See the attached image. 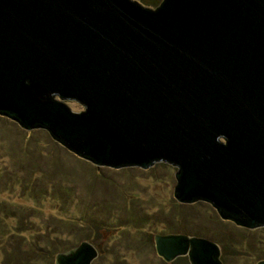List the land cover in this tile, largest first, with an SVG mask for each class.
I'll use <instances>...</instances> for the list:
<instances>
[{
    "label": "water",
    "instance_id": "obj_1",
    "mask_svg": "<svg viewBox=\"0 0 264 264\" xmlns=\"http://www.w3.org/2000/svg\"><path fill=\"white\" fill-rule=\"evenodd\" d=\"M0 116L96 167L174 166L178 203L264 225V0H0ZM154 249L222 264L204 238ZM96 256L84 241L55 264Z\"/></svg>",
    "mask_w": 264,
    "mask_h": 264
},
{
    "label": "rangeland",
    "instance_id": "obj_2",
    "mask_svg": "<svg viewBox=\"0 0 264 264\" xmlns=\"http://www.w3.org/2000/svg\"><path fill=\"white\" fill-rule=\"evenodd\" d=\"M155 8L161 0H140ZM157 1V2H156ZM156 2L154 5L145 3ZM74 112L83 107L65 101ZM176 167H95L53 141L0 116V264H55L58 253L89 242L91 264L167 263L154 249L157 234L207 238L222 264L264 260V229L222 221L211 205L178 203Z\"/></svg>",
    "mask_w": 264,
    "mask_h": 264
},
{
    "label": "flooded vegetation",
    "instance_id": "obj_3",
    "mask_svg": "<svg viewBox=\"0 0 264 264\" xmlns=\"http://www.w3.org/2000/svg\"><path fill=\"white\" fill-rule=\"evenodd\" d=\"M220 141H224L222 138H220L219 139ZM197 202V201H196ZM202 202H205V201H202ZM205 203H207V204H209V205H211L210 203H208V202H205ZM211 207L215 210V212H216V214L218 215V217L222 220V221H226V222H229V223H232V224H234L235 226H238V227H240V228H245V230L246 229H249V230H254V229H264V225H261V226H257V227H254V228H247V227H244V226H242L241 224H238L237 222H235L234 220H232V219H229V218H222L221 216H220V214H219V212L217 211V209L215 208V207H213L212 205H211ZM162 235V234H161ZM164 235V234H163ZM187 236H189V235H187ZM189 237H199V238H204V237H200V236H196V235H193V236H189ZM204 239H207V238H204ZM207 240H209V239H207ZM211 241V240H210ZM211 242H213V241H211ZM215 243V242H214ZM216 244V243H215ZM217 246L219 247V251H220V254H221V249H220V246L217 244ZM66 252V251H65ZM63 253V252H62ZM181 257H186L187 258V256H179V257H176L173 261H175L177 258H181ZM219 258H220V255H219ZM163 260V259H162ZM164 261V260H163ZM172 261V262H173ZM187 261H188V258H187ZM259 261H261V260H259ZM258 262V261H257ZM188 263H189V261H188ZM190 264V263H189Z\"/></svg>",
    "mask_w": 264,
    "mask_h": 264
},
{
    "label": "trees",
    "instance_id": "obj_4",
    "mask_svg": "<svg viewBox=\"0 0 264 264\" xmlns=\"http://www.w3.org/2000/svg\"><path fill=\"white\" fill-rule=\"evenodd\" d=\"M156 2H157V1H156ZM156 2H152V3H149V2H148V3H145V4H147V5H151V6H152V5L156 4ZM86 162H88V161H86ZM89 163H90V162H89ZM90 164H91V163H90ZM93 166H94V165H93ZM95 167H96V166H95Z\"/></svg>",
    "mask_w": 264,
    "mask_h": 264
}]
</instances>
